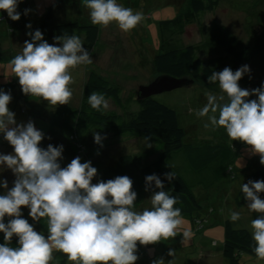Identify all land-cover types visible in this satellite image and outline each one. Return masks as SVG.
<instances>
[{
  "label": "clouds",
  "instance_id": "clouds-1",
  "mask_svg": "<svg viewBox=\"0 0 264 264\" xmlns=\"http://www.w3.org/2000/svg\"><path fill=\"white\" fill-rule=\"evenodd\" d=\"M22 2L0 0V11L18 21L21 13L17 8ZM84 4L93 25L107 27L115 22L127 33L144 19L141 12L122 6L118 0H84ZM25 27L31 29V24ZM26 35L30 40L24 41L22 52L10 61L22 94L53 106L69 104L73 95L71 70L92 63L84 42L78 35L64 34L49 44L39 29ZM249 72L248 65L213 72L207 81L218 83L221 94H207V103L190 111L198 117L207 116L206 128L222 127L231 141L250 146L247 151L259 155L264 165V82L259 88L242 89L238 81ZM250 96L256 99H248ZM11 99L10 92L0 89V134L12 147V152L0 153V172L9 169L15 177L11 187L6 178H0V264H51L54 250L73 264H135L137 242L155 244L177 236L183 224L181 209L175 207L179 199L165 190L159 176L144 178L145 191L154 189L151 207L134 210L137 192L127 175L92 183L97 169L91 161L81 162L79 156L61 167L63 145L39 146L45 138L43 132L32 121L17 123L8 107ZM87 102L97 112L109 107L105 95L96 91ZM105 138L93 133V142L98 145ZM164 178L171 182L176 176L171 171L164 173ZM240 191L248 210L258 214L251 221L253 252L264 260V198L260 195L264 181L249 180L241 184ZM25 208L32 223L24 217ZM240 218V212L230 213L231 222ZM42 219L47 221L46 235L35 230ZM191 236L190 231H183L182 240L187 242ZM14 237L15 247L11 246ZM174 253L170 249L167 255L173 257ZM152 264L165 261L161 258Z\"/></svg>",
  "mask_w": 264,
  "mask_h": 264
},
{
  "label": "rangeland",
  "instance_id": "rangeland-1",
  "mask_svg": "<svg viewBox=\"0 0 264 264\" xmlns=\"http://www.w3.org/2000/svg\"><path fill=\"white\" fill-rule=\"evenodd\" d=\"M38 1L41 2L40 6L43 9L46 7V10L51 5V2H53L51 0ZM68 1L71 6L73 3L76 4L74 0ZM36 2L37 0H23L18 5L17 11L21 13L19 22L24 23V21H28L27 24L31 23L32 27L36 26L34 18L40 7L34 8L37 4ZM182 2L183 0H118V3L122 6L132 8L134 12H141L144 19L133 30L127 33L121 31L115 22L107 27L100 26L97 44L88 50L92 56V63L80 65L71 70L73 83L70 87L73 95L69 104L75 108L78 107L82 85L90 71H96L106 79L121 85L122 98H125L129 94H132V97H134L140 85H147L156 78L158 75L154 71L151 60L152 50L150 48L153 49L158 46L159 34L157 22L160 19H167L176 15L184 7ZM82 4L85 5L84 0H82ZM28 6L31 8H28ZM64 7L67 8V4ZM25 9L29 10L26 15L24 14ZM83 11L82 15L85 14L89 17V12ZM25 16L29 20L27 17L25 19ZM63 20L68 19L63 18ZM213 21L223 27L224 37L233 35L243 44L257 41L259 34L264 39V0H220L214 11L205 12L200 19L186 25L183 32L178 36L179 41L183 44H199L205 39ZM16 22L14 21L11 24L14 28V33L8 37V40L1 38L0 81L14 79L15 75L12 72L10 61L14 56L22 52L24 41L30 40L29 36L19 31L20 27L15 24ZM7 47H11L12 49L5 50ZM198 55L203 59H209L214 56L202 51H199ZM218 55L223 57L224 52L218 51ZM251 55L249 62L246 63L250 68V72L238 81L242 89L251 90L253 89V80L264 78V47L261 49L257 48ZM225 63L226 61L224 60L221 62L222 70ZM187 79L188 82L181 87L156 94L153 97L176 111L179 124L186 131L187 140L196 143H232L236 147L232 150L234 157L230 163V153L228 152L230 149H227L225 157L208 165L206 168L196 170L189 166L187 157L182 150L172 152L169 155L168 163L182 176L193 194L199 198L202 209L207 208L209 210L213 207V211L210 212L204 226L198 228L197 231H201L197 234L192 230L193 225L190 216L182 215L183 224L178 230L176 237L148 245H140L138 242L136 252L138 260L135 264H152L154 260L161 258L165 261V264H169V261L170 264H226L221 254L223 240L222 222L225 218L229 219L232 211H238L241 214V218L233 222V225L235 227H244L250 233L252 232L251 212L246 207L247 204L240 207L234 205L233 193L246 180L245 176L248 175V172L260 163V157L259 155H252L247 151V148L250 146H246L240 141H231L222 127L213 130L212 127L206 128L204 126L208 122L207 116L198 117L195 111L190 110L201 109L207 103V94L220 95L221 91L219 86L217 91H209L200 85L197 80ZM41 101L46 104V111L40 112L42 117L37 115L40 108L32 106L33 104L28 97H26V102H24L28 112L30 114L33 112V115L37 116L34 126L42 132L55 129L58 135L60 134L62 137L66 135L68 133L66 126L61 127L60 125H56L53 120H50L56 113L52 109L55 106L52 105L50 107L51 105L47 101ZM20 103L21 100L13 96L8 107L15 113L17 123H27V115L20 112ZM108 104V109L119 111V108L114 106L111 101H108ZM59 106L57 105L56 107ZM72 115L74 118V114ZM54 126L55 128H53ZM99 133L101 136L106 137L105 141L112 138L110 140L112 143L110 142L104 146L106 148H104L103 154H100L101 151L97 148H93L91 151H88V157H80L81 162L91 161L92 166L97 170H100L103 166L102 161L98 159L99 154L107 161H111L115 160L120 154H123L124 151H128L135 156H140L137 161V169L157 159L159 156L160 146L155 139L145 136L136 138L113 137L104 131H100ZM92 139L93 137H91L90 144L93 143ZM102 141L104 142V139ZM106 143L108 142L106 141ZM0 149V153L7 154L12 152V148L0 147ZM88 158H92L93 160H88ZM71 160L68 159L61 167L66 166ZM239 162L242 165L241 167ZM229 165L236 168V178L233 180L228 177L225 171L223 172V170L228 169L227 166ZM214 177L216 180L213 179ZM0 178H6L9 187L12 186V181L15 179L9 169L0 172ZM148 194H145L147 196L145 198L146 203L150 201L151 194ZM260 195L261 198H264V193ZM23 214L25 218L29 219V223H32L28 217V210L26 208L23 210ZM192 214L195 215L196 211H193ZM35 230L41 231L46 235V219H42L36 223ZM183 231H190L192 233L191 238L187 242L182 240ZM170 249L175 250L173 257L167 255ZM67 264H73V262L67 259ZM244 264H264V260L253 257L252 260H247Z\"/></svg>",
  "mask_w": 264,
  "mask_h": 264
},
{
  "label": "trees",
  "instance_id": "trees-1",
  "mask_svg": "<svg viewBox=\"0 0 264 264\" xmlns=\"http://www.w3.org/2000/svg\"><path fill=\"white\" fill-rule=\"evenodd\" d=\"M76 1L79 2V0ZM219 1L183 0L182 4L184 7L176 15L171 18L160 19L157 22L158 46L153 49L150 48L152 50L151 60L157 75L168 74L174 77L190 78L197 80L200 85L209 91H217L218 83H209L207 77L213 72L222 70L221 62L223 60L226 61L224 68L229 67L235 71L249 62L251 54L257 48L261 49L264 47V39L261 38L260 34L257 37V41L243 44L233 35L224 37L223 27L214 21L211 23L205 39L199 44H183L179 41L178 36L183 32L185 26L200 19L205 12L214 11ZM57 3H60V0H55L52 5ZM52 5L40 17L37 25V29L42 32L45 41L53 44L55 36L75 34L81 38L84 42L83 46L88 50L97 44L100 26L93 25L89 17L85 14L82 15L83 10L89 12L85 5L76 3L77 10H79L77 11V17L69 20L59 19L55 15V8ZM13 22L5 12L0 11V25L5 28L3 33L0 32V37L6 38L14 33V28L11 25ZM199 51L214 56L209 59H203L199 57ZM218 51H223L224 56H219ZM262 82H264V78L253 80V89L259 88ZM0 89L10 92L11 97L16 96L21 100L19 105L20 112L27 115V122L32 121L35 124L37 116L33 115V112L32 114L28 112L24 103L26 102V97L31 100L32 106L40 108L39 114L37 113L38 116H41L40 112L46 111V104L41 101L42 99L39 100L38 97L22 94L16 77L10 81H0ZM93 91L103 93L108 101H111L114 106L119 108V111L108 109L103 112H97L91 109L87 98ZM121 93V85L106 79L96 71H90L83 82L77 108L71 104L52 108L56 113L50 120H53L56 125L61 127L66 126L68 133L62 137L55 132V129L43 132L45 138L40 142L39 146L46 148L48 144L53 146L63 145V160L61 161V165H63L68 159H73L77 156L81 158L82 156L88 157V151L93 148H97L101 151L100 154H103L104 148H106L104 146L110 142L112 143L110 141L112 138L106 140L108 143L104 139L101 145L94 142L90 144L94 132L104 131L113 137L136 138L145 136L155 139L160 146L159 156L157 159L139 167V169H137V161L140 156H135L128 151L123 150V154L111 161H107L99 154L98 159L102 161L103 166L100 170H97V176L92 183H96L98 179L107 181L116 176L127 175L133 181V190L137 192L134 210L142 211L151 207V201L148 203L145 201L147 197L145 194H151L154 190L145 191L144 178L147 175L156 174L164 183L165 190L169 191L170 195L178 197L179 203L175 207L181 209V215L190 216L193 225L192 230L195 234L199 233L201 230L197 231L198 228L204 226L207 222L213 207L209 210L207 208L202 209L199 198L193 194L182 176L168 163V157L172 152L182 150L187 157L189 166L198 170L206 168L208 165L225 157L227 149H230L228 151L230 153L229 162L232 161L234 157L232 150L236 147L232 143H196L189 141L186 137V131L180 126L177 113L172 107L160 102L153 96L138 99L137 95L132 97V94H129L122 98ZM249 98L256 99L255 96H250ZM72 114H74V118ZM3 144L6 145L8 142L3 139V134H0V147ZM89 159L93 160L92 158ZM227 167L228 169L223 170V172L225 171L231 180L235 179V166L229 165ZM171 171L175 173L176 179L169 182L164 178V173ZM245 177L246 180L243 183H247L249 180L264 181V165L259 163ZM240 187L241 184L233 193L234 205L238 207L247 204ZM193 211H196L195 215L192 214ZM257 215V213L251 212L252 220L257 218ZM222 224L221 254L226 264H244L248 259L256 257L253 252L254 242L248 229L235 227L228 218H225ZM195 226L197 227L195 228ZM0 243H3L2 233H0ZM11 246H16L15 237ZM53 257L51 264H67V256L63 253L54 251Z\"/></svg>",
  "mask_w": 264,
  "mask_h": 264
},
{
  "label": "crops",
  "instance_id": "crops-1",
  "mask_svg": "<svg viewBox=\"0 0 264 264\" xmlns=\"http://www.w3.org/2000/svg\"><path fill=\"white\" fill-rule=\"evenodd\" d=\"M34 1H36V0H34ZM51 1H55V0H51ZM76 3H78V4H80V3H82V0H79V2H77L76 0H74ZM53 2H51V5H52V3ZM37 4L35 5V7L34 8H37V7H39L40 6V4H41V2H39L38 0H37V2H36ZM65 4H67V8H65L64 7V5ZM51 5L49 6V7H51ZM48 7V8H49ZM52 7H54L55 8V15L56 16H58L59 17V19H63V18H67L68 20L69 19H71V18H76L77 17V11H79V10H77V7H76V4H74L73 3V5L71 6L70 4H69V1L68 0H66V1H64V0H60V3H57V4H54V5H52ZM28 8H31V7H29L28 6ZM40 11H41V13H40ZM47 10H46V7L43 9V7L42 6H40L39 8H38V11L36 12V17L34 18L35 20H36V26L35 27H32L31 26V29H29V28H26L25 26H26V24H27V22L28 21H24V23H21V22H19V21H17L15 24H17V25H19V31H22L23 33H27V32H29V31H35V30H37V25H38V21H39V19H40V17L46 12ZM26 17L27 16H25V19H26ZM23 20H24V18H22ZM27 19H28V17H27ZM29 20V19H28ZM29 24H31V23H29ZM4 30H5V28L2 26V25H0V32L1 33H3L4 32ZM1 38L2 37H0V40H1ZM5 39V38H4ZM3 39V40H4ZM6 40H8V37H6ZM1 44H2V40H1V42H0V46H1ZM2 48V46L0 47V49ZM12 48L11 47H7V49H5V50H11ZM1 147H7V148H12L9 144H3ZM1 150V149H0ZM253 258H250V259H248V261H250V260H252Z\"/></svg>",
  "mask_w": 264,
  "mask_h": 264
},
{
  "label": "water",
  "instance_id": "water-1",
  "mask_svg": "<svg viewBox=\"0 0 264 264\" xmlns=\"http://www.w3.org/2000/svg\"><path fill=\"white\" fill-rule=\"evenodd\" d=\"M186 82H188V79L185 77H174L168 74H160L147 85H140L137 89L136 95L138 99H144L181 87Z\"/></svg>",
  "mask_w": 264,
  "mask_h": 264
}]
</instances>
